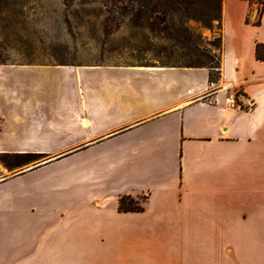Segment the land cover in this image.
Wrapping results in <instances>:
<instances>
[{
	"label": "crops",
	"instance_id": "obj_1",
	"mask_svg": "<svg viewBox=\"0 0 264 264\" xmlns=\"http://www.w3.org/2000/svg\"><path fill=\"white\" fill-rule=\"evenodd\" d=\"M258 43L264 6L223 0L218 83L203 66L0 62V153L37 154L0 178V264H264Z\"/></svg>",
	"mask_w": 264,
	"mask_h": 264
},
{
	"label": "rangeland",
	"instance_id": "obj_2",
	"mask_svg": "<svg viewBox=\"0 0 264 264\" xmlns=\"http://www.w3.org/2000/svg\"><path fill=\"white\" fill-rule=\"evenodd\" d=\"M131 6L132 0H0V62L190 64L220 56L217 21L210 27L191 18L182 26L175 16L174 29L160 23L153 30L134 25ZM35 160L9 161L0 178Z\"/></svg>",
	"mask_w": 264,
	"mask_h": 264
},
{
	"label": "trees",
	"instance_id": "obj_3",
	"mask_svg": "<svg viewBox=\"0 0 264 264\" xmlns=\"http://www.w3.org/2000/svg\"><path fill=\"white\" fill-rule=\"evenodd\" d=\"M253 2L255 0H249ZM264 6V0H256ZM222 2L223 0H132L131 16L136 27L148 26L150 29H158L160 23H165V30L174 29V17L180 16V23L183 26L188 19H195L204 25L212 26L217 21L222 29ZM170 22L171 26H167ZM259 23V21L257 22ZM185 31L186 28H176L175 32ZM181 33V32H180ZM222 41V34L221 39ZM256 57L264 60V44L258 43ZM210 62H195L182 64L186 66H203L210 70L209 81L218 83L221 72V55L219 57L210 55ZM37 158V154L32 153H0V161L9 166L11 161L13 166L30 162ZM119 209L124 211L141 210V206L130 197H121Z\"/></svg>",
	"mask_w": 264,
	"mask_h": 264
},
{
	"label": "built area",
	"instance_id": "obj_4",
	"mask_svg": "<svg viewBox=\"0 0 264 264\" xmlns=\"http://www.w3.org/2000/svg\"><path fill=\"white\" fill-rule=\"evenodd\" d=\"M238 95L236 92H231L228 94L226 102L227 107L232 110H238V111H251L253 109L252 103L243 104L238 101Z\"/></svg>",
	"mask_w": 264,
	"mask_h": 264
}]
</instances>
